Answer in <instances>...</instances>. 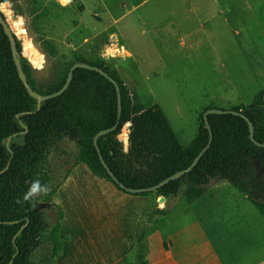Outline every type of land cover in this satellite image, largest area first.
<instances>
[{
	"label": "rangeland",
	"instance_id": "374dc122",
	"mask_svg": "<svg viewBox=\"0 0 264 264\" xmlns=\"http://www.w3.org/2000/svg\"><path fill=\"white\" fill-rule=\"evenodd\" d=\"M79 1L83 9L67 28L59 0L4 2L10 25L26 29L25 40L41 54L42 67L29 69L37 81L50 79L59 63L126 48L130 56L115 59L125 96L143 119L145 108L157 104L182 143L195 137L206 108L249 104L264 89V0ZM40 36L55 44V57L40 49ZM125 138L138 143L139 135L126 136L122 126L115 139L124 145ZM77 155L66 138L49 156L54 207L40 197V208L50 225L56 208L65 217L63 253L53 264H237L231 253L239 264H264V203L247 200L225 180H212L190 203L183 186L169 197L125 194L78 163ZM157 208L166 214L156 215ZM144 229L139 259L137 236ZM49 252V244L39 247L35 264Z\"/></svg>",
	"mask_w": 264,
	"mask_h": 264
},
{
	"label": "trees",
	"instance_id": "16d2710c",
	"mask_svg": "<svg viewBox=\"0 0 264 264\" xmlns=\"http://www.w3.org/2000/svg\"><path fill=\"white\" fill-rule=\"evenodd\" d=\"M8 1L15 3L17 0ZM35 42L47 56L55 57L56 46L51 40L40 36ZM16 46L21 56L19 39H16ZM75 62H85L104 70L118 82L122 97L126 95V84L119 70L104 58L78 57L59 63L54 75L41 81L33 77L32 70L24 66L23 70L30 86L47 95L62 88ZM134 99L140 104L136 91ZM228 109L247 116L254 125L255 140L264 142V89L258 91L249 104L232 105ZM129 114L123 106L115 130L97 138L105 162L120 183L128 188L156 185L187 168L209 141L203 114L195 137L182 143L166 113L157 104H152L145 108L138 139L143 156L137 162H131L123 143L115 139ZM117 118L118 98L114 84L99 72L85 68L74 70L69 87L61 95L38 104L18 75L9 37L0 24V264H35L34 253L44 244L50 245V252L41 259V264H53L61 251L59 233L63 213L56 208V222L50 225L40 208V197L51 202L54 190L50 188L49 156L66 138L78 149V163L85 164L93 175L109 181L117 190L128 193L109 176L94 145L96 134L111 128ZM207 121L213 133L212 142L197 165L156 191L134 195L154 193L169 197L183 189L182 196L190 203L207 192L212 180H225L247 200L264 203V147L251 140L247 121L229 113L209 114ZM37 179L47 184L50 191L31 203L24 202L23 194ZM155 213L161 217L166 211L157 208ZM146 234L144 229L137 236L139 259L143 258L140 248ZM230 260L237 264L241 262L235 253L230 254Z\"/></svg>",
	"mask_w": 264,
	"mask_h": 264
},
{
	"label": "water",
	"instance_id": "95a60500",
	"mask_svg": "<svg viewBox=\"0 0 264 264\" xmlns=\"http://www.w3.org/2000/svg\"><path fill=\"white\" fill-rule=\"evenodd\" d=\"M4 2H7L9 5L12 4L8 0H5V1L0 3V24L3 26L5 33L9 37L11 50H12V55H13V58H14V62H15L17 71H18V75H19L21 81L23 82L24 86L26 87L27 91L29 92V94L32 97H34V98H36L38 100V104H40V102L43 101V100H46V99H49V98H53V97H57V96L61 95L69 87L70 82L72 81V78H73V72H74V70L76 68H85V69L97 71V72L102 74L104 77H106L108 80H110L114 84L116 92H117V98H118V118H117L116 123L111 128H109L108 130H102V131H100L99 133L96 134V136L94 138V145H95L96 150L98 152L99 159H100L102 165L107 170V173L109 174V176L119 185V187L121 189H124L126 192L131 193V194L144 193V192H153V191H156L157 189L161 188L165 184L169 183L170 181L177 180V179L183 177L186 173L190 172L197 165L199 159L201 158L203 153L208 150V148L210 147L211 142H212L213 133H212V129H211V127H210V125L208 124V121H207V116L209 114H228L229 113V114L241 116L248 123L251 140L256 145H258L260 147H264V142L263 143H259V142H257L255 140V137H254V125L249 120V118L247 116H245L242 112L231 110V109L208 108L203 113V120L205 121L206 127L209 130V141L206 144V146L203 147V149L199 152V154L194 158L192 163L187 168L175 172L174 174L168 176L167 178H165L164 180H162L158 184L150 186V187H146V188H128V187H126L124 184L120 183V181L117 179L115 174L112 172L110 167L105 162V160H104V158H103V156H102V154L100 152V149H99V146H98V143H97V138L100 135L106 133L107 131L110 132V131L115 130V128L119 124L120 110H121V108L123 106L126 107L125 102H126L127 99L131 98V96L127 95V96L122 97L120 86H119V84H118V82L116 80H114L112 77H110L107 72H105L104 70L100 69L99 67L90 65V64L85 63V62H75L70 67L68 75H67V78L65 80V83L62 86V88H60L58 91H56L54 93H51V94H47V95H43V94H40V93L36 92L30 86V84L28 83L26 75H25V72L23 70V66L25 67V69L29 70V69H33V68L40 69L42 67V65L41 64L35 65L33 62H30L29 60H26L27 59L26 58V55H27L26 52L22 53L21 56H19L18 51H17V46H16V39H19L18 32H23V33L26 34L27 31H26V29H23V28H20L18 30H14V28L10 25V23L6 19V16H5L4 12L1 9V5ZM80 8L83 9L81 4H80ZM141 113H142V111H141ZM143 121H144V119H143ZM138 135L140 136V131H139ZM9 139H10V137L8 138V140ZM138 144L140 146L139 141H138ZM142 156H143V153H142V150H141V147H140V152L136 155V157H130L129 156V159H130L131 162H137ZM163 199L164 198L161 197V200H163Z\"/></svg>",
	"mask_w": 264,
	"mask_h": 264
},
{
	"label": "bare ground",
	"instance_id": "6f19581e",
	"mask_svg": "<svg viewBox=\"0 0 264 264\" xmlns=\"http://www.w3.org/2000/svg\"><path fill=\"white\" fill-rule=\"evenodd\" d=\"M59 1L61 2V0ZM80 4L81 3L79 0H67L66 3L62 4V9L64 10V17L62 20L63 28L71 26L73 21L78 18L79 14L81 13ZM7 6V3H3L1 5V9L5 15H7ZM19 33L20 32H18V35ZM20 38H24L25 40V34L23 32L20 34ZM24 46L25 52L27 54L26 60L33 62L35 65L40 64L42 62L41 54L38 49L30 42V40L26 39ZM125 104L130 114L123 125V131L125 132L126 136H131V138H134L138 136L140 131L143 115L133 102L132 98L127 99ZM124 149L130 157H136V155L140 152L139 144L137 142L128 140V138H125L124 140Z\"/></svg>",
	"mask_w": 264,
	"mask_h": 264
},
{
	"label": "clouds",
	"instance_id": "9594fccd",
	"mask_svg": "<svg viewBox=\"0 0 264 264\" xmlns=\"http://www.w3.org/2000/svg\"><path fill=\"white\" fill-rule=\"evenodd\" d=\"M67 0H61V3H66ZM50 191V188L47 184H42L39 179L34 180L31 182L28 190L23 194V201L24 202H33L37 197L41 195H47ZM34 206V204H33Z\"/></svg>",
	"mask_w": 264,
	"mask_h": 264
},
{
	"label": "crops",
	"instance_id": "0c3cea01",
	"mask_svg": "<svg viewBox=\"0 0 264 264\" xmlns=\"http://www.w3.org/2000/svg\"><path fill=\"white\" fill-rule=\"evenodd\" d=\"M116 37H117V35L116 34H112L111 33V39H113V40H115L116 39ZM115 44L117 45V42L116 41H114L113 43H112V45H114L115 46ZM109 50V49H108ZM111 51V52H110ZM110 54H108V56H104V54H102V57L104 58V59H106L112 66H115L116 68H118L117 67V65L115 64V59L116 58H121V59H125V58H127L128 56H130V51L129 50H127L126 48H114V50L111 48L110 49ZM119 53H121V56H120V54ZM119 54V55H118ZM56 190V189H55ZM55 190H54V192H55ZM119 191V190H118ZM121 192V191H120ZM124 193V192H123ZM53 194H55V193H53ZM126 194V193H125ZM53 196V195H52ZM51 201H52V197H51ZM49 204L50 205H52L51 204V202H49ZM53 207H54V205H52ZM64 218L65 217H63V219H62V222H61V225L63 224V222H64ZM141 222V221H140ZM53 225V224H52ZM62 244V243H61ZM62 250L63 249H61V251L58 253V255L59 254H61V253H63L62 252ZM57 255V256H58ZM57 256H56V258H55V261H56V259H57ZM54 261V262H55Z\"/></svg>",
	"mask_w": 264,
	"mask_h": 264
}]
</instances>
